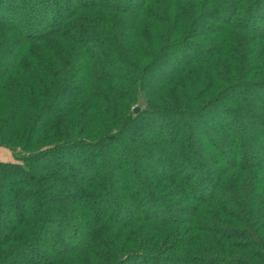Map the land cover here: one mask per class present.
<instances>
[{"label": "trees", "instance_id": "16d2710c", "mask_svg": "<svg viewBox=\"0 0 264 264\" xmlns=\"http://www.w3.org/2000/svg\"><path fill=\"white\" fill-rule=\"evenodd\" d=\"M262 20L264 0H0V264H264Z\"/></svg>", "mask_w": 264, "mask_h": 264}, {"label": "rangeland", "instance_id": "374dc122", "mask_svg": "<svg viewBox=\"0 0 264 264\" xmlns=\"http://www.w3.org/2000/svg\"><path fill=\"white\" fill-rule=\"evenodd\" d=\"M218 19L220 20V19H222V15H220L219 14V16H218ZM262 22L264 23V21L262 20ZM101 49H103V48H101ZM90 51L93 53V55L95 54V52H96V55L97 54H100V51L99 50H96V49H93V50H91V48H90ZM91 57V56H90ZM167 73V71H162V73H161V76H165V74ZM160 73H159V75L156 77V78H154V81L155 82H157L158 81V79H160ZM259 98V97H258ZM260 98H262V97H260ZM256 99V98H255ZM61 102V101H60ZM200 122H204V120L203 119H201V120H199ZM198 124H199V122H197L195 125H194V129L192 130V134H195V132H196V127H198ZM255 137H259V135H257V136H255ZM192 138H193V140H195L196 138H197V135L195 134V137L194 136H192ZM257 147L258 146H255L254 147V149L256 150L257 149ZM128 157V156H127ZM10 159H13V157H12V153L10 152V150H8L7 148H5V147H0V160H10ZM157 159H161L162 160V158H157L156 156H153V162L154 161H156ZM175 160H176V158H174V162H175ZM122 161L123 162H125V163H127L128 161H129V159L128 158H124V159H122ZM115 164V162L113 163V165ZM138 164V166H143V165H141V162H138L137 163ZM146 164H152V162L150 163V161L149 162H146ZM177 167V166H176ZM181 169V168H180ZM179 168H178V170H180ZM186 170H188V169H186ZM84 176V175H83ZM82 176V177H83ZM211 176H213V175H211ZM120 180H124V181H128V182H131V183H134V182H138V178L136 177V176H134L133 174H131V173H129V174H127V175H125V174H123V176L121 177V179ZM116 183H118V178H117V176L116 175H112V179H111V184H116ZM7 187H5V188H2V190H0V201L1 202H4V199H5V197L7 196ZM140 193H146V190H141V192ZM23 210H26V204H25V202H23ZM129 211H131V209H129ZM14 212H11V211H7L6 213H3L2 214V216H0L1 218H2V220L0 221V223H1V225H2V229L0 228V232L2 233V234H4V232H5V230L3 229L4 227L5 228H7L9 225H10V223L12 222V220L14 219L13 217H14ZM27 214H29L30 215V213H27ZM117 214H119V216H123V212H120V211H118L117 212ZM1 215V214H0ZM13 218V219H12ZM81 229H84V228H81ZM82 234V233H81ZM86 233L84 232L81 236H84Z\"/></svg>", "mask_w": 264, "mask_h": 264}, {"label": "water", "instance_id": "95a60500", "mask_svg": "<svg viewBox=\"0 0 264 264\" xmlns=\"http://www.w3.org/2000/svg\"><path fill=\"white\" fill-rule=\"evenodd\" d=\"M138 111V108L137 107H135L134 108V113H136Z\"/></svg>", "mask_w": 264, "mask_h": 264}]
</instances>
